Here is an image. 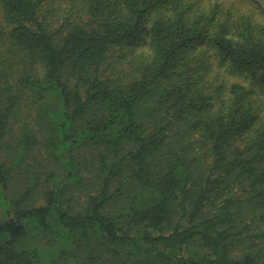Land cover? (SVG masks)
Here are the masks:
<instances>
[{
  "label": "trees",
  "instance_id": "trees-1",
  "mask_svg": "<svg viewBox=\"0 0 264 264\" xmlns=\"http://www.w3.org/2000/svg\"><path fill=\"white\" fill-rule=\"evenodd\" d=\"M45 1L0 0V264H264V98L206 60L264 84V9Z\"/></svg>",
  "mask_w": 264,
  "mask_h": 264
},
{
  "label": "rangeland",
  "instance_id": "rangeland-1",
  "mask_svg": "<svg viewBox=\"0 0 264 264\" xmlns=\"http://www.w3.org/2000/svg\"><path fill=\"white\" fill-rule=\"evenodd\" d=\"M195 7L199 10L209 11L211 6L215 4H220V9L222 14H231L234 18L239 16H251L254 19H262L263 14H260L257 4L264 9V0H193ZM45 10L48 14V22L51 23L52 28L58 25V22L63 17L71 16V20L76 21L77 23L82 24L85 21V17L82 13H78V8L70 5L67 0H46L45 1ZM63 20V19H62ZM1 27V25H0ZM136 52L146 51V38L140 39L139 42H135ZM130 46H126L124 52L129 49ZM119 53H116L115 56H118ZM208 61V66H210V71L219 70V83L223 81L226 85L231 83H241L244 86H248L254 89L258 95L264 98V84L253 80L251 75L247 72H236L231 71L228 67L222 63H219L217 59L213 57L206 58ZM213 64V65H212ZM122 69L125 68V64L122 65ZM45 241H37L34 246L43 247Z\"/></svg>",
  "mask_w": 264,
  "mask_h": 264
}]
</instances>
